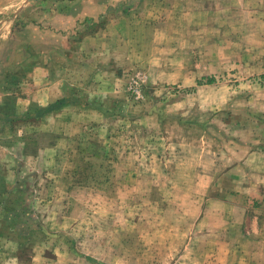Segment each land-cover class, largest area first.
Masks as SVG:
<instances>
[{
	"label": "crops",
	"instance_id": "obj_1",
	"mask_svg": "<svg viewBox=\"0 0 264 264\" xmlns=\"http://www.w3.org/2000/svg\"><path fill=\"white\" fill-rule=\"evenodd\" d=\"M142 13H149L152 34L165 29L168 46L175 27L196 26L201 34L209 28L213 41L203 35L200 43L214 44L211 51L220 53L213 58L236 61L233 45L243 44L253 60L248 80L231 86L226 99L199 104L214 115L197 135L185 134L183 146L193 155L172 167L178 179L168 182L183 189L177 217L193 218L194 230L168 264H264V0H0V248L5 242L10 251L27 252L43 233L31 214L38 202L20 198L29 185L18 157L31 164L42 154L47 162L61 141L45 144L47 136L68 124L77 138L96 98L115 92L110 81L123 76L125 59L137 58L130 53L142 47ZM34 124L38 156L26 152L36 145ZM195 140L199 148L192 150ZM11 260L16 256L0 264Z\"/></svg>",
	"mask_w": 264,
	"mask_h": 264
},
{
	"label": "rangeland",
	"instance_id": "obj_2",
	"mask_svg": "<svg viewBox=\"0 0 264 264\" xmlns=\"http://www.w3.org/2000/svg\"><path fill=\"white\" fill-rule=\"evenodd\" d=\"M142 17V47L130 53L137 58L125 59L123 76L110 81L115 92L96 98L95 113L79 122L77 138L69 124L48 135L45 144L61 141L46 162L38 156V125L29 129L36 145L26 152L39 158L30 164L18 157L16 167L29 185L20 198L38 202L31 214L43 233L27 252L10 251L3 242L0 261L16 256L3 264H168L181 255L176 250L194 230V219L177 217L184 194L170 188L168 178L178 179L171 169L193 155L183 146L185 134L197 135L198 125L214 115L209 104H199L216 95L226 99L231 86L248 80L244 71L253 60L246 59L243 44L233 45L236 61L213 58L220 53L211 51L214 44L200 43L203 35L213 41L208 33L215 29L209 28L201 34L196 26L175 27V42L168 46L165 29L152 34L149 13ZM213 82L216 91L208 87ZM194 144L192 150L199 148Z\"/></svg>",
	"mask_w": 264,
	"mask_h": 264
},
{
	"label": "trees",
	"instance_id": "obj_3",
	"mask_svg": "<svg viewBox=\"0 0 264 264\" xmlns=\"http://www.w3.org/2000/svg\"><path fill=\"white\" fill-rule=\"evenodd\" d=\"M211 82H212V81H209V80H208V83H211ZM197 84H199V82H198ZM40 110H42V109H39V111H40ZM3 208H4V206L2 207L1 210H3ZM15 221H16L17 223H21L22 221H25V218L19 217V218L15 219Z\"/></svg>",
	"mask_w": 264,
	"mask_h": 264
}]
</instances>
